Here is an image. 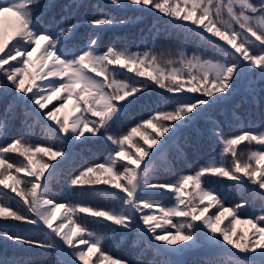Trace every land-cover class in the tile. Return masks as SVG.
<instances>
[{
    "label": "snow or ice",
    "instance_id": "snow-or-ice-1",
    "mask_svg": "<svg viewBox=\"0 0 264 264\" xmlns=\"http://www.w3.org/2000/svg\"><path fill=\"white\" fill-rule=\"evenodd\" d=\"M6 13L0 264H264V0H0Z\"/></svg>",
    "mask_w": 264,
    "mask_h": 264
},
{
    "label": "rangeland",
    "instance_id": "rangeland-1",
    "mask_svg": "<svg viewBox=\"0 0 264 264\" xmlns=\"http://www.w3.org/2000/svg\"><path fill=\"white\" fill-rule=\"evenodd\" d=\"M93 2V0H92ZM94 3V2H93ZM98 3H101V2H98ZM5 18L3 19H0V35H2L6 40L11 37L13 35V33L16 31L17 29V21H18V18L16 17V15L14 13H6ZM111 42V39H107V40H104V43L108 44ZM237 43H239V41H237ZM10 46V44H9ZM5 51H7V48L5 49ZM38 55V53L36 54ZM36 55H34L33 57V61L36 63V66L35 67H31L30 66V71H37L38 70V62L36 61ZM134 74V73H132ZM61 95H64V94H61ZM59 103V100L57 99H53L50 103H49V107H52L53 104H58ZM73 105H74V101L72 102H69L68 103V107L66 108V111L64 113H60L59 116L61 119H63L64 116H67L69 118V122H71V120L75 117V115H78L79 113L78 112H74L73 111ZM66 112L68 113V115L66 114ZM144 129H146V135L149 136L150 138V135H152L154 133V130H152V128H149V126H145ZM141 133H144V131H142L141 129ZM137 141L140 142V144L142 145L144 143V137L140 134H137L132 142H130L128 145H127V148L128 149H131V151L133 153H135L136 151V148L134 147V145L137 144ZM41 147H47V144H44V145H41ZM240 147V146H238ZM13 155L17 156L18 157V166H19V159H23L21 157H19V154L18 153H14ZM106 155V154H105ZM61 158V157H59ZM56 157V159H59ZM34 162L35 161H39L41 163H47L48 161H54L53 160V157L51 154H45V153H38L34 156ZM123 159V158H122ZM205 159H207V157H205ZM54 163V162H53ZM39 165L37 164V167ZM51 168L47 169L45 171V175H47L48 171H50ZM105 175H108L107 173H105ZM21 178L25 177L26 174L25 173H21ZM20 178V177H19ZM10 183L13 184L14 181L10 179ZM22 185V188L24 187L23 184ZM52 186L54 189H59L60 187V183L58 181V178H53L52 180ZM192 188V185L189 184L188 185V189L190 190ZM207 203V201L205 202ZM214 210V208L210 207L209 210H208V213H206V215H210L211 212ZM230 213H226L225 217L222 218V221L220 223V227L223 228V226L225 227V224L229 222V220H231L232 218H226L227 215H229ZM63 216V209H61L60 213H58V220L56 221V223H59V218H62ZM241 221H243L245 218H239ZM247 226H249V224L247 223H238L236 224V229H237V234H241V233H244V232H247ZM100 255V253H93L92 257H91V260L93 261V264H95L96 261V257ZM104 263H107V264H110V261H103L102 264Z\"/></svg>",
    "mask_w": 264,
    "mask_h": 264
},
{
    "label": "trees",
    "instance_id": "trees-1",
    "mask_svg": "<svg viewBox=\"0 0 264 264\" xmlns=\"http://www.w3.org/2000/svg\"><path fill=\"white\" fill-rule=\"evenodd\" d=\"M94 3H98V2H101L99 4L103 5L106 3V0H93ZM5 18V17H4ZM141 27H145V25L143 24H137L136 26H133V27H130L129 29H123V30H117L116 32H109L107 33L105 36H104V40H107V39H113V37L115 35H123L125 32H128V33H132V34H138L139 33V29ZM107 44V43H106ZM124 71H127V70H124ZM129 75H133L132 73H128ZM149 128H152V130H154V133H158V125H156V122L154 121L153 122V126L152 127H149ZM142 131H144V133H146V129L142 128ZM152 135H150V138H151ZM59 158V157H57ZM61 159V158H59ZM59 159H56V160H59ZM56 160H54L53 162L55 163ZM51 171V170H50ZM13 175H18V177H22L21 176V173L19 174H16V173H13ZM59 181V180H58ZM8 183H10V180H8ZM0 187H3L2 185H0ZM19 188L22 189V185L19 186ZM15 195V194H13ZM104 203H107V201H103ZM226 218H232V215L231 213L229 215L226 216ZM240 218H243V217H240ZM227 225V223L225 224V226ZM224 228V226H223ZM254 231V229L252 228V226L249 224V226H247V233L251 234L252 232ZM0 251H2V245H0ZM111 254V253H109ZM115 259V257H114ZM95 264H97V262H95ZM104 264H107V263H104Z\"/></svg>",
    "mask_w": 264,
    "mask_h": 264
},
{
    "label": "bare ground",
    "instance_id": "bare-ground-1",
    "mask_svg": "<svg viewBox=\"0 0 264 264\" xmlns=\"http://www.w3.org/2000/svg\"><path fill=\"white\" fill-rule=\"evenodd\" d=\"M66 111V108L62 111V113H64ZM66 114L68 115V113L66 112Z\"/></svg>",
    "mask_w": 264,
    "mask_h": 264
}]
</instances>
